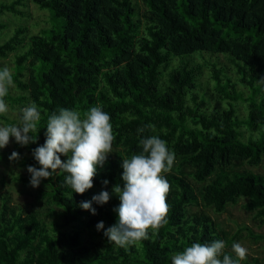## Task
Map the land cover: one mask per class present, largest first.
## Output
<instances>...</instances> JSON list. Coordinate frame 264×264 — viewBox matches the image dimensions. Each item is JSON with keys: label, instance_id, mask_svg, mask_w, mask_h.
Here are the masks:
<instances>
[{"label": "trees", "instance_id": "1", "mask_svg": "<svg viewBox=\"0 0 264 264\" xmlns=\"http://www.w3.org/2000/svg\"><path fill=\"white\" fill-rule=\"evenodd\" d=\"M26 2L48 11L47 28L30 34L22 23L9 29L0 20V58L11 57L17 90L5 100L17 124L22 107L35 102L42 111L36 143H13L19 165L39 167L32 149L45 142L46 114L61 107L84 112L101 105L116 138L84 194L71 198L64 174L41 180L36 198L48 204V222L0 192V264H171L192 242L213 240L225 241L231 252L238 234L207 209L222 214L240 199L264 224V176L244 167L264 159V0H2L0 18H25ZM203 52L227 55L234 79L217 62H206ZM205 69L216 93L211 98L207 87L200 89ZM152 135L175 153L166 174L167 224L156 237L120 248L96 229L100 221L105 229L116 222L119 198L93 202L95 215L79 205L122 185L121 159L138 153L139 139ZM11 153L0 152V163ZM10 179L27 184L30 174ZM5 184L0 176V187ZM241 264L264 260L251 256Z\"/></svg>", "mask_w": 264, "mask_h": 264}, {"label": "clouds", "instance_id": "2", "mask_svg": "<svg viewBox=\"0 0 264 264\" xmlns=\"http://www.w3.org/2000/svg\"><path fill=\"white\" fill-rule=\"evenodd\" d=\"M13 83L11 70L0 68V116L8 112L5 98ZM41 120L42 111L35 102L22 107L18 124H0V149L9 144L10 137L21 147L36 143ZM43 128L46 129L45 142L31 152L39 167L28 166L26 169L30 174L29 185L36 188L41 180L64 174V184L71 189V198L72 193L84 194L93 187L97 169L104 166L112 153L116 137L110 114L99 104L84 112L61 107L46 114ZM144 131V128L137 129L138 133ZM138 147V153L121 159L122 185L116 183L111 192L102 190L90 201L79 205L95 215L93 202L104 205L113 195L119 198V206L113 209L116 222L105 229L104 222L100 221L96 229H104L103 235L108 242L120 248L139 245L156 237L167 224L170 211L167 197L171 186L166 174L173 169L175 153L158 135L140 138ZM8 159L16 162L21 157L13 151ZM108 183L106 179L102 181L104 186ZM247 252V248L238 242L232 243L231 252H227L223 240L196 241L174 253L170 259L171 264H241L247 258Z\"/></svg>", "mask_w": 264, "mask_h": 264}, {"label": "rangeland", "instance_id": "3", "mask_svg": "<svg viewBox=\"0 0 264 264\" xmlns=\"http://www.w3.org/2000/svg\"><path fill=\"white\" fill-rule=\"evenodd\" d=\"M7 1L10 0H3V2H7ZM26 5H27L26 7L27 14L25 18L22 19L16 18L14 16L6 14L1 16L0 20L3 23H6L9 29H11L13 25L22 23L26 25L28 29V33L30 34L39 33L42 29L47 28L49 26V21H50L48 11H43L38 9V7L31 2H26ZM3 39H5V36L0 35V40L2 41ZM205 54L203 55V59L206 62H208L209 64L212 62H217L220 66L225 67L226 74L231 76L232 80L234 79L233 67L224 58L227 57V55L221 54L218 55L216 58L215 57L212 58V57H207L210 55L209 53H205ZM10 58L11 57L7 59L0 58V68L8 67L11 70V72H13V66L11 64V61L8 60ZM207 77H208V69H205L203 78H201L200 80V87H201L200 89L207 87V89H205L204 91H206L208 97L211 98L212 95L216 96V93L213 88V83L209 81V79L207 80ZM238 91H242L245 98L249 94L246 90H243L240 87L238 88ZM16 93L17 90L15 86L12 85L9 89V95L15 97ZM7 105H8V112L5 115H3L5 119H0V124H5V123L17 124V122L15 121L17 116L16 110H13L8 103ZM212 105L214 106L215 103H212ZM243 106H244L243 104L238 103V114L241 118L245 117V109ZM13 143H14V138L10 137L9 144L5 148L0 149V152H6V151L13 152L14 151ZM113 151L114 150L112 148V152ZM22 153L28 154V151L26 149H22ZM244 167L251 170L255 174L264 176V159H262L261 163L257 166L245 165ZM26 169L27 168L25 167H21L18 161L10 162L8 157L3 162H1L0 176L6 179V184L4 187H0V192L3 191L8 192L14 204H18L20 207H22L25 210L36 211L41 213L43 218L42 221L48 222L51 219L50 214L47 212L48 204L45 203L44 201H38L36 198L37 189L40 187V185L36 188H33L29 185V183L25 184L10 179L11 176H15V175H24V176L29 175ZM244 202H245L244 199H240L235 205H229L226 211L222 214H215L210 209H207V212L214 219L219 221L221 225L227 231L230 232L231 235L238 234L234 242H238L242 246L247 248L248 250L247 257L255 256L260 258L261 261H263L264 238L262 239L260 238L256 239V238L258 236L264 237V224H259V220L254 217V212L246 211L243 208ZM243 226L249 228L252 231L253 235H248L246 230L243 229Z\"/></svg>", "mask_w": 264, "mask_h": 264}]
</instances>
